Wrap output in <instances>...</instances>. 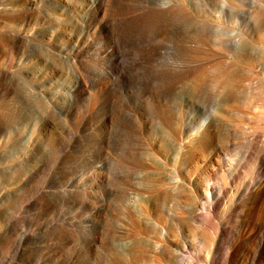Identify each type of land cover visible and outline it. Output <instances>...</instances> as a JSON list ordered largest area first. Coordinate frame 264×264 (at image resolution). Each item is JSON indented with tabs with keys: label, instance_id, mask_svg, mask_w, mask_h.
Here are the masks:
<instances>
[{
	"label": "rangeland",
	"instance_id": "374dc122",
	"mask_svg": "<svg viewBox=\"0 0 264 264\" xmlns=\"http://www.w3.org/2000/svg\"><path fill=\"white\" fill-rule=\"evenodd\" d=\"M16 1L0 0V264H58V243L69 246L70 264H134L126 248L172 264L166 244H187L192 253L211 235L180 225L189 218L182 186L207 174L215 175L208 184H228L221 209L240 199L249 264L260 251L264 195L246 201L237 191L260 175L264 155V25L256 17L264 0ZM167 5L182 13L157 21ZM140 10L142 22H132ZM156 25L165 34L155 37ZM223 55L231 65L240 59L234 76L241 87L226 113L214 87L204 85ZM169 64L186 76L162 78ZM159 110L173 114L177 137L162 132ZM133 116L142 132L130 157ZM204 123L230 148L222 167L215 153L194 162L184 155L192 149L185 138ZM164 190L168 199L154 214L148 198ZM132 193L142 200L133 202Z\"/></svg>",
	"mask_w": 264,
	"mask_h": 264
},
{
	"label": "bare ground",
	"instance_id": "6f19581e",
	"mask_svg": "<svg viewBox=\"0 0 264 264\" xmlns=\"http://www.w3.org/2000/svg\"><path fill=\"white\" fill-rule=\"evenodd\" d=\"M4 1L6 2L3 3L5 6L11 5L8 0ZM19 2L20 0H17L13 4L18 6L20 5ZM145 11H147V9H145ZM179 13H182V11L176 10L175 8L167 5L166 7L158 8L156 14L154 15L157 21H163L164 19L174 15H179ZM184 13L186 15H190L189 13ZM145 14L140 10L129 18L134 23L142 22V18ZM256 17L261 21V25H264V9L261 11V14ZM96 20L98 19L95 17L92 23L93 26ZM157 27L158 26L156 25L152 28L155 32V37L165 34L164 30L159 32ZM217 31H219V33H225V35H229V31H227L225 27H217ZM21 41L22 35L20 32L10 38V42L14 47H17ZM0 46L4 47L5 41H1ZM255 49L256 47L253 46L252 50L254 51ZM248 52V50H245V57ZM238 54L241 56L243 55L240 52ZM223 58V60L216 64L215 75H211L212 79L206 80L204 85H212L214 87V91L216 94H219L221 99V110L226 113L228 108L235 101L236 95L239 93V89L241 87V83L234 76V73H236L240 67V59L238 56L232 57L231 59L233 64L231 65L227 61V59H230L229 56L223 55ZM174 64H169L173 66L166 65L163 67L162 73L160 72L162 78L178 80L186 76L185 68ZM187 75H189V73H187ZM190 78L191 74L188 76V80ZM203 79L204 78L200 76L198 79L199 81L195 82L198 85L197 87L200 88L203 83ZM204 88L205 87L202 86L200 89L203 90ZM133 119L135 122L128 128L129 133L127 143L129 147L128 154L130 157H134L138 151L137 138L142 132V126L137 123V118L133 116ZM174 124L175 118L172 113L168 116L165 111L162 113L159 110L158 125L160 126L162 132H171L172 137H177L176 128L174 130L172 129ZM233 132L234 131L231 130V134ZM185 140L187 141L186 143L192 146V149L188 153H184L182 146L179 145V150L181 153H184L190 162H194L205 153L211 152L215 153L217 157L216 164L219 167H222L230 150L227 144L221 142L218 129L205 123L201 127L194 128L190 134L187 135ZM259 163L261 168L260 175H255L250 182L245 183V186L241 187L237 191V196H245L246 201L252 199L258 194L259 197L264 195V155L259 158ZM213 177H215L214 174H207L204 181L201 183L199 182L197 184L189 180L188 186H182V188L186 189L189 193V199H187L188 204L186 206L189 218L181 220L180 225L183 228L187 226L189 229L191 228V230L200 233L210 231L211 235H209V238H204L202 236L201 240L203 242V246L199 251H194L192 253L188 252L189 250H192V248H190L187 244L182 247L180 245L174 247L171 243L166 244L163 254L165 256L170 254V258L172 257V264H245V242L243 239L245 224L242 220L243 212L241 210L242 205L240 204V199L231 200L230 206L225 205L221 209L225 199L228 197L229 188L228 184L223 185L221 188L208 184V181H210ZM229 179L230 184L234 185L238 181L239 175L233 173L230 175ZM175 180L177 181V186L180 187L181 184L179 179L177 178ZM132 195L131 199L133 202H140L142 200V195L135 193H132ZM148 199L150 202L149 207L152 208L154 214H158L159 208L164 207L163 203H165L168 199V194L167 191L164 190L155 196L152 194ZM44 207L45 209L50 208L48 204L44 205ZM258 209V205L253 207V215L257 213ZM149 212L150 210L144 212L146 218L150 216ZM159 216H161V214H159ZM261 230L263 232V237L260 243V251L254 254V258L249 264H257L260 260L264 259V226H262ZM107 236H109V234H107ZM66 240L71 242V236H68ZM98 240L99 239H95L94 243H98ZM138 240L142 241V239ZM93 244L89 246L90 251L94 250L95 246ZM140 244L142 243L140 242ZM130 245L131 244H129V248ZM125 251H129L127 254L128 262L135 264V260H138L140 264H160L157 258L144 256V251L141 248H134V250H128V248H126ZM53 252L58 264L64 262L70 264L73 259L71 258L72 256H69L70 249L67 244L58 243ZM183 253H188V255L185 256Z\"/></svg>",
	"mask_w": 264,
	"mask_h": 264
}]
</instances>
